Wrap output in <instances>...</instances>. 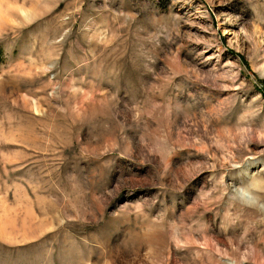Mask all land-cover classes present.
I'll use <instances>...</instances> for the list:
<instances>
[{
	"label": "rangeland",
	"instance_id": "rangeland-1",
	"mask_svg": "<svg viewBox=\"0 0 264 264\" xmlns=\"http://www.w3.org/2000/svg\"><path fill=\"white\" fill-rule=\"evenodd\" d=\"M0 264H264V0H0Z\"/></svg>",
	"mask_w": 264,
	"mask_h": 264
},
{
	"label": "clouds",
	"instance_id": "clouds-1",
	"mask_svg": "<svg viewBox=\"0 0 264 264\" xmlns=\"http://www.w3.org/2000/svg\"><path fill=\"white\" fill-rule=\"evenodd\" d=\"M231 196L245 207L264 211V180L250 179L247 184L234 186Z\"/></svg>",
	"mask_w": 264,
	"mask_h": 264
},
{
	"label": "trees",
	"instance_id": "trees-1",
	"mask_svg": "<svg viewBox=\"0 0 264 264\" xmlns=\"http://www.w3.org/2000/svg\"><path fill=\"white\" fill-rule=\"evenodd\" d=\"M4 58H5V53L2 46L0 45V63L4 60Z\"/></svg>",
	"mask_w": 264,
	"mask_h": 264
}]
</instances>
